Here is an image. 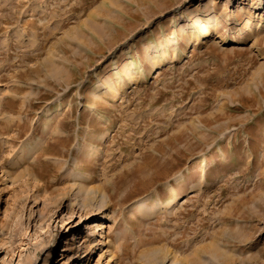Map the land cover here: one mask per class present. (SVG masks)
Instances as JSON below:
<instances>
[{
    "label": "rangeland",
    "instance_id": "374dc122",
    "mask_svg": "<svg viewBox=\"0 0 264 264\" xmlns=\"http://www.w3.org/2000/svg\"><path fill=\"white\" fill-rule=\"evenodd\" d=\"M55 234L50 264H264V0H0V264Z\"/></svg>",
    "mask_w": 264,
    "mask_h": 264
},
{
    "label": "bare ground",
    "instance_id": "6f19581e",
    "mask_svg": "<svg viewBox=\"0 0 264 264\" xmlns=\"http://www.w3.org/2000/svg\"><path fill=\"white\" fill-rule=\"evenodd\" d=\"M203 21L201 22L200 25H203ZM97 28V27H96ZM150 48H153L152 45L149 46ZM156 48V47H154ZM178 49V48H177ZM175 50V52L173 53V58L174 56H177L179 54V51L178 50ZM151 50V49H149ZM164 56L166 55L165 53L163 54ZM164 56H161V54H156V55H153L151 58H150V68L152 69H156L158 68V66H160L165 60H164ZM167 56V55H166ZM141 63V62H140ZM142 64V63H141ZM140 64L136 63L135 61L131 62V66L129 68H127V70L125 71L126 73V76L129 78V80H139V78H143L147 75V73H138L137 71H135V68L137 66H139ZM116 77V80H118V83L119 84H124L125 82V76H122V74L120 73H117V75H115ZM115 79V78H114ZM112 81V80H111ZM117 83V84H118ZM116 84L113 83L111 85H109V87H107L106 89H104V91L102 92L103 95L105 96H112V97H116L117 95V89L115 88ZM119 89V88H118ZM62 101L61 104H65V102L63 100H60ZM39 143V141H37ZM76 167V166H74ZM72 171L70 172V175L76 173V168H70ZM207 185H210V182L208 181V179L206 178V175L203 174V177L201 179V182H200V187L199 188H204L206 187ZM90 191V190H89ZM91 193V192H90ZM174 193L176 194L171 200H168L166 202H163V203H156V204H153L152 206H148L147 205V202L146 201H143V202H139L137 203V205H135V209H136V212H142V213H146V210H148V212L150 214L152 213H157L159 211H161L163 209L164 206H167V205H171L174 201L178 200V198L180 197L178 191H174ZM104 193L101 194V196L103 195ZM104 197H107L108 196H104ZM106 199V198H103V200ZM85 207V206H84ZM103 206L101 205L100 208H102ZM102 211H100L101 213ZM41 214V212H40ZM73 226V225H71ZM86 237L85 236H82V240H83V245H85L87 243V240L85 239ZM51 239V238H50ZM57 239V235L55 234L53 239L50 240L47 244V246H44V249H42L43 251L46 249L49 251V254L46 258V263L47 264H50L51 261L53 260V255L54 253L52 252V246L55 244V241ZM52 247V248H51ZM55 248V247H54ZM55 251V250H54ZM56 261V260H55ZM54 263V262H53Z\"/></svg>",
    "mask_w": 264,
    "mask_h": 264
},
{
    "label": "crops",
    "instance_id": "0c3cea01",
    "mask_svg": "<svg viewBox=\"0 0 264 264\" xmlns=\"http://www.w3.org/2000/svg\"><path fill=\"white\" fill-rule=\"evenodd\" d=\"M140 66V65H139Z\"/></svg>",
    "mask_w": 264,
    "mask_h": 264
}]
</instances>
